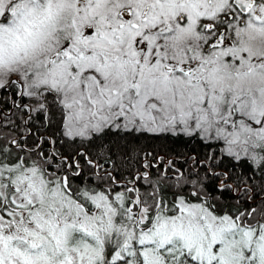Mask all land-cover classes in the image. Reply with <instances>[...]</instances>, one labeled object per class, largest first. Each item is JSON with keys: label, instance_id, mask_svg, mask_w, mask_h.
<instances>
[{"label": "snow or ice", "instance_id": "snow-or-ice-1", "mask_svg": "<svg viewBox=\"0 0 264 264\" xmlns=\"http://www.w3.org/2000/svg\"><path fill=\"white\" fill-rule=\"evenodd\" d=\"M12 90L58 120L0 135V264H264V0H0ZM137 134L212 150L125 176L100 142Z\"/></svg>", "mask_w": 264, "mask_h": 264}, {"label": "trees", "instance_id": "trees-1", "mask_svg": "<svg viewBox=\"0 0 264 264\" xmlns=\"http://www.w3.org/2000/svg\"><path fill=\"white\" fill-rule=\"evenodd\" d=\"M13 91H9L4 94H0V108L9 113L14 121H16V127L4 129L0 128V135H6L9 138L16 136L19 138L23 136L28 146H34V143L40 138L49 137L55 138L54 134L57 131L58 117H53L51 124H48L43 118H36L33 114V119L28 123L27 127L24 126L26 117H21V114L16 110L15 104H19L22 101L17 96L15 97V103L13 101ZM105 148L108 144H119V148H114L113 151L116 155L112 156V160L118 166L119 171L124 173L125 176L132 174L140 167L141 162L147 153H152L153 157H164L165 160L175 159L178 161L179 166L187 168L188 165L184 164L186 157H195L197 155L203 157V155L212 149L208 148L203 142L198 140L189 139L183 136H155L152 134H146L144 136L135 135L126 137L125 139H117L113 137L107 142H100ZM44 149L49 150V144H43ZM57 148H61L65 155H72L77 150V145H70L67 142H57L55 145ZM83 151V149H79ZM89 151L95 154L101 151L100 148L95 146L89 148ZM150 159H152L150 157ZM83 162V161H81ZM103 162V161H102ZM264 195V194H262Z\"/></svg>", "mask_w": 264, "mask_h": 264}]
</instances>
